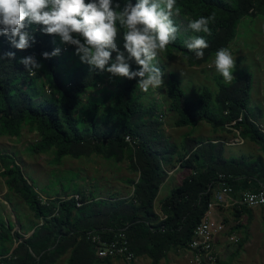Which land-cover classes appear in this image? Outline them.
<instances>
[{"label": "trees", "instance_id": "trees-1", "mask_svg": "<svg viewBox=\"0 0 264 264\" xmlns=\"http://www.w3.org/2000/svg\"><path fill=\"white\" fill-rule=\"evenodd\" d=\"M119 2L123 4V0ZM177 6L188 38L193 35L189 22L215 15V22L210 24L211 35L199 34L209 44L202 59L195 58L179 41L183 39L181 34L162 52L169 58L173 53H183L187 66L192 68L208 64L220 48L228 49L241 19L250 16L264 20V0H177ZM118 32L123 38L119 26ZM34 36L36 43L26 50L15 49L6 37L0 36V56L9 51L15 53L12 61L0 59V138H18L23 127H27L37 136L29 151L52 154V164L65 156L100 157L116 164L128 161L134 176L129 174L124 183L132 191L126 197L105 198L76 192L45 197L42 201L14 157L0 154V176L7 192L16 194L31 214L25 217L27 228L23 233L13 232L11 223L0 227V257L10 254L0 264H56L65 256L67 264H111L110 260L95 259L86 234L97 232L110 239L120 230L127 234L137 258L147 257L150 264H159L170 251L187 248L194 229L206 213L219 175L225 176L235 193L264 188V133L250 121L257 123L263 116L258 107L249 109L252 83L249 74L238 76L229 84L217 80L215 95L204 88L192 102L186 99L174 73L164 75L163 78L167 76L165 101L159 105L176 116L174 127L205 122L214 133L227 132L225 125L242 115L234 129L260 152L248 159L227 158L222 141H200L185 136L179 155V148L161 130L162 115L155 113L158 104L147 107L140 101L143 91L136 79L119 77L113 89H97L109 73L91 70L81 63L65 74L61 70L66 61L63 54L74 46L46 60L43 52L50 53L55 47L62 49L65 44L60 37L39 31ZM29 55H35L43 65L32 75L18 63ZM158 67L164 72L163 66ZM131 70L139 67L132 62ZM94 90L97 95L90 94L84 104L85 93ZM127 135L136 139L133 147L125 142ZM177 161L192 173L161 201L160 210L166 218L160 221L154 201L167 179L165 168L173 167ZM73 195H78L79 201L70 198ZM234 210L235 220L250 215L244 207ZM20 228L23 229L21 224ZM30 232L27 238L21 235Z\"/></svg>", "mask_w": 264, "mask_h": 264}, {"label": "rangeland", "instance_id": "rangeland-1", "mask_svg": "<svg viewBox=\"0 0 264 264\" xmlns=\"http://www.w3.org/2000/svg\"><path fill=\"white\" fill-rule=\"evenodd\" d=\"M175 25L179 29V34L183 39L186 37L187 30L184 27L183 18L178 14L173 17ZM117 46L124 51V39L120 33H117ZM228 50L235 60L234 77L243 74L251 76V91L249 97V109L258 107L262 110V119L257 123L264 129V20L260 17H245L241 19L236 28V35L230 42ZM116 53H112L114 60ZM66 58L64 67L61 70L68 74L82 62L75 55V48H71L63 54ZM159 66H163L164 73L167 75L172 72L181 83V88L188 101H196L202 89H208L213 95L216 94V81L223 77L217 72L214 60L211 58L209 63L199 68L187 66L183 53H173L172 57H166L161 52L159 54ZM119 77H112L108 74L102 85L97 89H113L116 80ZM164 86L157 90H149L148 93H142L141 102L145 106L156 105L155 113L162 115L161 130L164 136L179 148V155L182 154L181 144L185 136H191L200 141L218 140L225 144V157L230 158H252L259 153L258 148L246 142L242 146H230L234 139V133L231 131L214 133L210 125L200 122L195 126L174 127L173 121L176 116L169 114L165 107L159 105V102L165 101L164 91L167 84V76L163 78ZM232 82V81H231ZM230 82V83H231ZM229 84V83H226ZM48 93V90H46ZM97 95V91L85 93L83 103L87 102L89 95ZM100 119V117H98ZM37 141L36 133L30 132L27 127H23L18 138H0V154H9L14 157L22 174L28 182L34 187L42 200L45 197L64 196L81 192L85 195L94 193L95 196L109 197L121 195L117 190V182L121 178L134 176L129 170L128 161L116 164L112 161H104L100 157H91L89 159H73L65 156L57 164H52V154H34L29 151V146ZM178 162V161H177ZM176 162V163H177ZM173 168V167H172ZM172 168H165L166 171ZM0 168V172H1ZM173 176H168L163 183L157 195L154 207L158 209L160 199L166 198L171 190L178 186L181 181L192 173L191 170L179 167L173 172ZM178 176V177H177ZM179 179H177V178ZM111 188H115L111 191ZM112 192V193H111ZM114 192V193H113ZM110 194V195H109ZM235 210L228 211L218 220H225L226 239H221L218 243L216 264H264V208L255 209L250 216L234 219ZM18 216V217H17ZM31 216L28 208L23 201L14 193H8L4 184V179L0 176V227L11 223L14 231L21 233L27 228L25 217ZM20 224L23 226L21 230ZM23 236V234H21ZM224 235V236H225ZM234 236L237 242H229L228 237ZM56 264H67V256L59 260ZM111 264H126L119 260L111 261ZM131 264H150L147 257H138ZM159 264H188L183 258V254L178 250L170 251L167 259Z\"/></svg>", "mask_w": 264, "mask_h": 264}, {"label": "clouds", "instance_id": "clouds-1", "mask_svg": "<svg viewBox=\"0 0 264 264\" xmlns=\"http://www.w3.org/2000/svg\"><path fill=\"white\" fill-rule=\"evenodd\" d=\"M178 14L177 0H136L135 4L123 0L122 5L119 0H0V36L17 50L32 47L36 31L58 36L62 44L74 46L75 55L91 70L136 79L137 86L148 93L164 86L165 73L158 67V57L179 36L173 19ZM214 22L213 14L188 24L193 35L183 43L197 59H202L203 50L209 47L199 34L211 35L210 24ZM118 26L123 29L124 51L116 43ZM60 54L61 48L55 47L50 53L43 52L42 57L47 60ZM0 59L12 61L15 53L9 51ZM132 62L139 70H131ZM18 63L30 74L43 67L35 55ZM214 65L225 83L235 79V60L227 48L216 52Z\"/></svg>", "mask_w": 264, "mask_h": 264}, {"label": "built area", "instance_id": "built-area-1", "mask_svg": "<svg viewBox=\"0 0 264 264\" xmlns=\"http://www.w3.org/2000/svg\"><path fill=\"white\" fill-rule=\"evenodd\" d=\"M69 47V45L65 44L61 49V52L66 51ZM241 120L242 115L225 125L229 131L234 133V139L227 145H245L246 141L241 138L239 131L234 129L236 123L241 122ZM250 121L258 127L260 132L264 133V129L260 124L251 119ZM124 140L131 147L137 142L136 139L131 138L129 135L125 136ZM178 167L179 166H176L169 171L165 170L167 176L172 175ZM70 198L79 201L78 195H73ZM80 205V203H77V206ZM242 207L247 209L264 208V188L235 193L226 183L225 176L219 175L218 181L212 189V195L207 205L206 213L194 229L191 241L187 248L178 250L179 253L183 254L185 261L188 264H216L218 255L216 248L217 242L220 240L218 238L225 233V225L222 220L215 219L214 214L221 210H234ZM154 211L160 221L166 218L161 213L160 207L158 209H155L154 207ZM227 240L230 243L237 242V239L234 236L228 237ZM86 241L90 244L97 261L119 260L123 263L131 264L135 262L137 258L124 230L116 232L110 239L97 232H88L86 234ZM5 258L9 259L10 254L0 257V261Z\"/></svg>", "mask_w": 264, "mask_h": 264}, {"label": "crops", "instance_id": "crops-1", "mask_svg": "<svg viewBox=\"0 0 264 264\" xmlns=\"http://www.w3.org/2000/svg\"><path fill=\"white\" fill-rule=\"evenodd\" d=\"M259 150V149H258ZM260 153V152H259ZM258 153V154H259ZM176 166H179V162L178 163H175L174 164V166H173V168L174 167H176ZM168 168V167H167ZM169 168H172V167H169ZM174 174V173H173ZM173 174L172 175H170L171 177L173 176ZM127 177H129V176H127ZM168 177V176H167ZM178 177V176H177ZM176 177V178H177ZM126 177H123V178H121L120 179V181L119 182H117V190L119 191V193L121 194V195H119V197H126V196H129V194H130V192L132 191V188H130L129 186H127L125 183H124V179H125ZM177 179H179V178H177ZM165 183V182H164ZM114 189V192L115 191H117L115 188H111L110 190L112 191ZM117 191V192H118ZM113 192V193H114ZM117 192H115V193H117ZM112 193V192H111ZM110 195V194H109ZM158 195V194H157ZM43 199H45V198H43ZM157 199V198H156ZM156 199H155V201H156ZM161 201L163 200V199H160ZM155 201H154V205H156L155 204ZM161 201L159 202V204H158V208L160 207V204H161ZM255 209H257V208H255ZM255 209H249V213H250V215H251V213H253L254 212V210ZM258 209H261V208H258ZM263 209V208H262ZM228 211H232V210H221V211H219V212H217V213H215L214 214V217H216V218H220V217H223V215H227L228 214ZM247 216L248 214H244V215H242L241 217H243V216ZM250 215H248V216H250ZM221 219V218H220ZM223 221V220H222ZM225 234H223V235H221L218 239H220L218 242H217V247H218V243L221 241V239H226L225 237H226V235L224 236ZM216 247V248H217ZM173 251V250H172ZM174 252V251H173ZM170 253V252H169ZM169 253L167 254V256L169 255ZM166 259H167V257H166Z\"/></svg>", "mask_w": 264, "mask_h": 264}, {"label": "water", "instance_id": "water-1", "mask_svg": "<svg viewBox=\"0 0 264 264\" xmlns=\"http://www.w3.org/2000/svg\"><path fill=\"white\" fill-rule=\"evenodd\" d=\"M32 232H30L29 234L27 235H23L24 238H27Z\"/></svg>", "mask_w": 264, "mask_h": 264}]
</instances>
